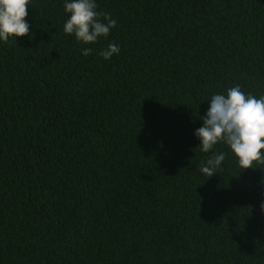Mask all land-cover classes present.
<instances>
[{
  "label": "trees",
  "instance_id": "trees-1",
  "mask_svg": "<svg viewBox=\"0 0 264 264\" xmlns=\"http://www.w3.org/2000/svg\"><path fill=\"white\" fill-rule=\"evenodd\" d=\"M97 4L94 45L63 0L0 42V264H264V164L218 144L209 178L194 135L212 93L264 95V0Z\"/></svg>",
  "mask_w": 264,
  "mask_h": 264
},
{
  "label": "clouds",
  "instance_id": "clouds-1",
  "mask_svg": "<svg viewBox=\"0 0 264 264\" xmlns=\"http://www.w3.org/2000/svg\"><path fill=\"white\" fill-rule=\"evenodd\" d=\"M29 4L34 5V0H0V42L30 34L31 25L26 20ZM63 8L67 15L63 32L74 36L82 45L107 39L116 27L117 22L109 13L98 10L97 0H63ZM80 51L88 56L93 49L82 47ZM120 51L119 44L113 42L99 55L110 60ZM205 101H209V107L199 117L202 126L194 130V135L200 141L197 148L202 153L213 154L201 162L200 173L210 178L220 171L226 153L216 150L218 144L227 146L243 170L264 164V95L246 93L235 85L212 93Z\"/></svg>",
  "mask_w": 264,
  "mask_h": 264
}]
</instances>
